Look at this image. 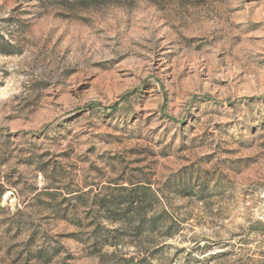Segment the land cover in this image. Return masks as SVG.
<instances>
[{"label":"rangeland","instance_id":"1","mask_svg":"<svg viewBox=\"0 0 264 264\" xmlns=\"http://www.w3.org/2000/svg\"><path fill=\"white\" fill-rule=\"evenodd\" d=\"M0 264H264V0H0Z\"/></svg>","mask_w":264,"mask_h":264}]
</instances>
